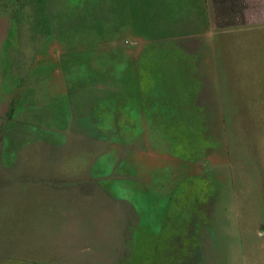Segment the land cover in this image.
Returning a JSON list of instances; mask_svg holds the SVG:
<instances>
[{
  "label": "rangeland",
  "instance_id": "rangeland-1",
  "mask_svg": "<svg viewBox=\"0 0 264 264\" xmlns=\"http://www.w3.org/2000/svg\"><path fill=\"white\" fill-rule=\"evenodd\" d=\"M173 47L203 71L171 126L180 164L154 129L139 153L156 126L133 93ZM189 180L214 184L204 264H264V0H0V264H158L149 221Z\"/></svg>",
  "mask_w": 264,
  "mask_h": 264
},
{
  "label": "crops",
  "instance_id": "crops-1",
  "mask_svg": "<svg viewBox=\"0 0 264 264\" xmlns=\"http://www.w3.org/2000/svg\"><path fill=\"white\" fill-rule=\"evenodd\" d=\"M203 4V2H202ZM166 11H163L165 14ZM174 18L179 19L180 11L173 12ZM157 14H155L156 18ZM154 18V20H155ZM163 19V18H162ZM166 20V18L164 17ZM165 24V22H164ZM163 28V35L167 36L168 32L167 25L159 26ZM180 28L179 25H175L173 28ZM186 35L185 33H178L174 38H170V44L179 46L180 40ZM168 37V36H167ZM166 39V38H165ZM168 43V44H169ZM178 48H181L180 46ZM175 47L171 49L170 53L158 50L152 55L153 66L149 73V80L147 86H143L140 75H138L137 84L133 87L134 95L138 96L139 102L137 104L138 115L135 116L137 124L156 126L146 130L142 135L141 140L144 143L138 145L139 153H145L150 146V134L148 132L153 130L154 140L158 144H162L164 141L165 155L168 157L171 155L174 159V163L180 160L176 152L172 151V142L184 139L181 137V133L178 134L175 130L171 129L172 125H180L181 117L179 116L178 110L184 105L183 101H187L188 90L197 89L201 87V80L199 79V73L202 69L201 60L196 54L184 53L180 54L175 52ZM184 58L187 61L183 66L179 61H183ZM178 62V63H177ZM180 67L179 69L175 67ZM198 69V70H197ZM203 72V71H202ZM143 80V79H142ZM217 85L219 81L216 79ZM137 88V90H136ZM137 91V92H136ZM186 93V94H185ZM178 94H181L180 96ZM136 123V122H135ZM161 140V142L159 141ZM142 161V156L138 157L133 164ZM165 167H171V163L161 164ZM162 167V166H159ZM158 167V168H159ZM133 168V167H132ZM134 168L135 177L141 176V170L144 169L142 177H148L150 179L148 190L157 192L163 188L159 178L166 172V169L170 168ZM178 168L179 173L183 171ZM168 171V170H167ZM160 173V174H157ZM167 173V172H166ZM141 177V178H142ZM140 178V179H141ZM182 183L179 193H176L175 202H172L171 212L169 210L161 216V218H152L149 223L151 228L148 229V250L149 263L158 264H193L195 260L199 264H204L205 259H208L205 254L209 251L210 241L209 237L219 235L218 231H211L208 221L211 220V212L214 205V184L211 182H201L199 189L201 191L196 192L194 190V181ZM167 187V186H166ZM139 189V186L137 187ZM165 188V186H164ZM152 197H156V193L152 192ZM190 201V202H189ZM194 203V204H193ZM195 205L196 209L194 212H186L188 205ZM133 207V206H132ZM134 208V207H133ZM135 210V208H134ZM160 226L158 223H160ZM210 228V229H209ZM192 252V253H191ZM196 252V253H195ZM193 254V255H192ZM142 256V255H141Z\"/></svg>",
  "mask_w": 264,
  "mask_h": 264
}]
</instances>
